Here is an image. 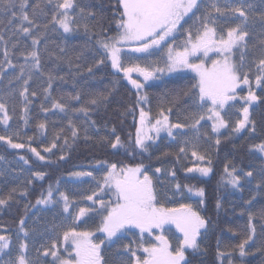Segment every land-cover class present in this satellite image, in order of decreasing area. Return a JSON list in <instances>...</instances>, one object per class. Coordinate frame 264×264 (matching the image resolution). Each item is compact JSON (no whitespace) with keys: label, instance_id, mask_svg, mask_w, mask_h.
<instances>
[{"label":"trees","instance_id":"obj_1","mask_svg":"<svg viewBox=\"0 0 264 264\" xmlns=\"http://www.w3.org/2000/svg\"><path fill=\"white\" fill-rule=\"evenodd\" d=\"M242 1H261L264 4V0ZM36 3L37 0H28L26 10L30 16L31 6ZM40 3L46 15L34 17L39 27L32 29V36H40L37 48L41 56V67L39 71L34 70L27 85V98L20 99V109H16L17 113L20 111V117H23L17 119L23 121V124L13 141L23 144L24 147L16 149L6 141H0V154L23 157L22 160H27L26 165L34 173L26 182L20 184H0V198L9 195L12 197L7 204L0 205V228L9 232L19 231L23 227L21 220L26 223L42 205L37 203V200L48 197L50 188L51 196L59 193L68 176L78 168L99 170L101 166L110 168L115 164L116 169H126L143 165L142 171L149 175L153 169L167 166L171 168L177 183L188 193L189 188H193L192 192L201 187L205 190L203 198L198 195L204 202L196 212L209 219V235L202 239L206 231L201 229L198 240L203 243L202 251H188V264H264V253L256 251L264 244V182H261L259 187L258 184L243 187L242 181L239 187H233L227 182L228 162L243 172L254 167L255 158L259 156L256 146L264 143V95L260 96L257 105L261 130L253 129L245 134V131L235 132L227 127L220 136L207 134L205 147L208 151L205 152L203 148L201 155L196 153L200 156L205 154V159L200 162L193 153L187 155L181 152V147L174 143L175 141H165L164 134H146L149 127L156 125L158 118L162 117L161 111L163 116L169 113L179 119H187L193 114L194 101L199 94V89L193 87L198 83L195 75L169 74L161 83L151 79L147 82L143 76L130 75L131 80L140 77L146 82L142 89L137 90L128 76L112 67L108 54L100 45V41L120 31L117 21L123 8L119 0H76L79 11L84 8L86 12H94L95 16L88 18L86 22L75 23L80 27L77 28L74 24L73 31L69 34L52 22L55 5L48 4L47 0H40ZM14 10L19 13L18 7ZM85 23L89 25L88 32L83 27ZM18 25L19 19L12 18L11 11H0V35L4 37L0 40V93L3 90L5 74L18 63L25 61L21 53L26 54L32 50V36L20 33L17 30ZM44 25H47V28ZM24 26L28 27L27 24ZM5 51L8 53L7 58ZM58 57L60 59H57ZM8 60L11 65L7 63ZM99 60H104V63L97 66ZM28 61H31V58ZM89 67L93 68L91 73L88 72ZM49 73L57 77L51 82V88L48 87ZM32 92L36 95L33 96ZM77 93L81 96L79 101L69 99V94ZM100 93L107 95L108 99L95 106L90 105L88 101ZM144 95L146 100L139 101L138 97ZM56 101L65 104L66 111L54 108L52 105ZM82 106L89 107L91 111L87 114L73 111ZM141 108L149 113L150 117L143 125L140 122ZM1 120L0 112V135H3ZM40 123L45 124L43 129L39 128ZM73 128L77 131L75 137L72 136ZM138 128H142V136L151 137L145 140L148 151L136 145ZM208 132L211 133V128ZM117 135L122 146L112 148L111 142ZM165 136L170 138L168 134ZM105 137L107 139H104ZM217 138L220 139V144H216ZM33 148L40 152L45 160H40L31 151ZM194 163L197 166H210L212 172L208 176L189 172L188 169L193 167ZM37 172L43 173V177L36 176ZM218 200L222 205L219 209L216 207ZM250 213L253 215L255 236L253 241L246 245L249 255L241 257L237 246L250 234ZM102 218L96 212V215L88 218V222L93 228Z\"/></svg>","mask_w":264,"mask_h":264},{"label":"snow or ice","instance_id":"obj_2","mask_svg":"<svg viewBox=\"0 0 264 264\" xmlns=\"http://www.w3.org/2000/svg\"><path fill=\"white\" fill-rule=\"evenodd\" d=\"M53 0H47L48 4H52ZM119 4L122 6L123 11L120 13V19L117 21V26L119 28V33L116 36L109 37L107 41H100L101 46L106 51L111 60V65L114 69L122 71L128 78L132 72H140L143 75L145 81L153 78H158L157 73H163L164 68H141L139 65L133 67H122L121 60V48L117 45L122 42L135 41L138 42V46L134 48L135 52L147 53L150 55L149 50L153 46L160 45L161 41H164L166 37H169L178 30V26L184 17L188 16L190 13L195 14V11L199 9V0H119ZM19 8V13L14 9ZM28 7V0H0V11L5 13L11 11V17L19 19V25L17 30L27 36H32V29L38 28L39 25L36 23L34 17L37 15H46L43 8L41 7L40 0L31 6V16L26 10ZM76 8V0H56L55 9L56 11L52 15V22L58 24L65 33L73 31V26L75 20L69 15V10H74ZM253 11V6L251 4H225L221 7L218 3L213 2L208 7H206L203 16L198 17L201 22L202 30H197L196 34L193 35L191 31H188L187 40L185 46L182 50L173 48L170 46L168 49L166 68L168 72L177 71L182 68H192L194 69L199 80L196 87L199 89V98L203 102L205 99L210 100L212 108L209 109L211 115L208 119L214 121L212 129L214 132H218L220 128L227 126V121L221 115L218 109H224L225 105L232 100H235L236 90L240 84L248 85L249 79L248 74L244 73L243 79L240 78V72L237 66L233 63L231 59L232 50L236 47H245L247 45V37L249 32L246 30L247 26L251 20H255L256 17H250V13ZM81 16L87 20L90 17L95 16L92 11H87L84 8H80ZM234 16L240 22L234 27H229L227 29L226 35L221 33L219 38H217V29L212 26L216 24L218 18L226 16ZM259 20L264 22V13L259 15ZM12 19H9V23ZM27 24L28 27L24 25ZM47 28V25H44ZM75 27H80V25L75 24ZM86 32L90 30L89 25L85 23L83 25ZM43 33H41V36ZM4 37L0 35V40ZM32 50L28 51L26 54L21 53L24 56L26 65L20 67L21 75L24 74L25 68L27 67L29 76L28 79L24 80L23 90L20 92L21 96H25L28 92L27 85L29 80H31V72L33 70H40L41 67V56L37 48L40 44V36H32ZM261 45L264 46V40L260 41ZM190 46V47H189ZM216 49L219 54L223 55V60H214L212 62L211 68H206L203 63L200 64H190L189 57L198 51H203L204 55L207 56L209 51ZM63 51V49H61ZM8 53L5 51V57L7 58ZM31 58L32 63L29 65L27 61ZM57 59H60L59 57ZM243 59V56L241 57ZM7 63L11 65V61L8 60ZM104 60L97 61V66L102 65ZM93 71L92 67L88 68V72ZM257 71L260 75L256 76V83L260 85L262 80H264V59H260L257 64ZM20 77H16L19 79ZM57 79L50 73L48 74L49 88H51V82ZM63 80V77H59ZM131 83L137 88V90L144 87L137 80H131ZM47 92L48 89H45ZM188 93H185L187 95ZM35 96L36 93L32 92ZM25 98H27L25 96ZM69 99L79 101L81 96L79 93L76 95L69 94ZM108 96L104 93H100L88 101L90 105H97L103 101H106ZM245 102V106L242 109L243 119L239 120L234 128L235 132H239L244 129L249 123H253L249 119V105L253 102L258 101V97L255 92L249 89L248 95L246 97H241ZM139 101L146 100V95L139 96ZM54 108L60 111H66V105L56 101L52 105ZM27 111V109H25ZM47 111V109H45ZM73 111H80L87 114L91 109L89 107L82 106L79 109H73ZM0 112L4 113L3 123H8V116L6 105L0 102ZM163 116V111H161ZM148 113H146L143 108L140 109V122L141 125L144 124ZM194 123L192 127H196L205 117L200 115L199 118H195L193 114ZM25 123L27 121L25 120ZM71 123V121H69ZM94 123V122H93ZM159 125V127H157ZM45 127L44 123L39 124V128L43 129ZM157 133L166 128L168 134L172 135L173 128H184L187 125L183 124H168V117L163 116V121L157 120L156 125ZM254 129V123H253ZM113 132L115 129L113 128ZM142 128L137 129L136 145L148 151L145 144L146 139H151V137H144L141 135ZM77 131L73 128L72 136L75 137ZM104 139H107L106 137ZM0 141H6L8 145L12 148H23L24 145L20 143H15L11 136L0 135ZM216 144H220V139L217 138ZM55 144H53V147ZM117 146H122L120 137L117 135L115 140L111 142V147L116 148ZM261 152H264V143L257 145ZM33 153L40 159L45 160V157L40 154L36 149H31ZM50 151V149H46ZM184 151L183 148L180 150ZM193 155H196L193 152ZM63 158V157H61ZM23 159V157H21ZM200 160H204L205 157L200 156ZM27 163V160H25ZM211 164V161H208ZM116 165H111V169L104 177L105 184H115L117 202L111 207L105 204L104 201H100L101 209L107 212V215L103 217L102 228L99 229L106 234V239L110 242L113 241V237H118V233L122 231H129L131 228H138L141 233L144 231L151 232L153 228H163L166 224H175L176 228L180 233L183 234V239L179 243V247L175 251L171 250L167 239L163 236H158L157 240L160 242L159 246L153 245L151 247H145L143 249L144 253L147 255L141 259L136 256V252L132 249L130 245H124L127 252L131 253V256L135 258L134 264H188L186 258V253L191 251L197 253L202 251V246L198 240L201 236V229L207 231L208 225L210 223L209 219L200 215L199 212L193 210L190 204H181L178 208H165L163 205L157 206V195L153 188L152 179L143 170V165H137L134 168H122L119 172L116 171ZM200 172L203 176H207L212 172V168L200 167L195 169ZM157 172L160 169H156ZM189 172L193 169H188ZM227 171V168H226ZM235 169L228 172L229 183L233 187H239L242 177L235 174ZM38 177H43V173H35ZM72 175H91V173H73ZM141 175L143 178H141ZM245 176L252 177L253 173L251 171L245 173ZM260 183L258 182V187ZM176 188L179 189L180 185L177 184ZM15 191V189H13ZM189 192L193 191V188L188 189ZM195 192L200 196L204 197V188H197ZM52 195L51 188L48 193V197L43 200H37V203H48ZM64 199V210L67 211L68 197L64 194H60ZM94 195V194H93ZM11 195L6 198H0V205H5L11 200ZM88 200H92V196L87 197ZM203 199L200 203L203 204ZM217 209L221 208L222 205L218 200L216 203ZM93 211V209L83 208L79 209L80 216H84L87 212ZM253 215L249 214V228L250 234L247 238L237 246L239 254L241 257L249 255L246 245L249 241H253L255 236V227L252 224ZM24 221L21 220V226H23ZM22 231H27L21 228ZM92 233L90 232H76L75 229H70L63 233L65 241L71 239L73 250L75 252L74 259H64L62 258L56 248V242L53 241L51 249H45L46 255H51L58 264H103V257L101 256V245L104 244L102 240L100 243H93L91 239ZM9 247L8 239L5 236H0V253H4V250ZM22 250L27 248V244H20ZM257 252L264 253V244L256 249ZM221 255H223L221 253ZM7 264H29V261L24 255H19L16 260L8 261Z\"/></svg>","mask_w":264,"mask_h":264},{"label":"rangeland","instance_id":"obj_3","mask_svg":"<svg viewBox=\"0 0 264 264\" xmlns=\"http://www.w3.org/2000/svg\"><path fill=\"white\" fill-rule=\"evenodd\" d=\"M62 2V0H61ZM200 7L195 11V14L190 13L188 16L184 17L178 26V30L172 33L171 36L166 37L164 41H161L160 45L153 46L149 50L150 55L147 53H139L134 51L132 45H138V42L127 41L122 42L117 45L121 48V60L122 67H133L139 65L141 68H164L163 73H157L158 78H153L151 80L157 81L156 83H161L164 81V78L169 74L177 73H191L196 76L199 80L197 72L192 68H182L177 71L168 72L166 68V60L168 49L171 46L173 50L180 49L182 50L185 46L187 40L188 31H191L193 35L196 34L197 30H202L201 22L198 17L203 16L206 7L211 3L216 2L221 7L227 4H251L253 6V11L250 13V17L255 16V20H251L247 26V31L249 36L247 39V45L245 47H236L232 50L231 59L233 63L237 66L240 72V78L243 79L244 73L248 74L249 84L244 85L240 84L236 90L235 100L229 101L224 109H218L221 112L223 118L227 121V126L220 128L218 132H214L212 125L213 120L208 119L211 115L209 109L212 108L210 100L205 99L201 102L198 96H196L194 101L195 118H199L200 115H203L205 118L200 121L196 127H192L194 123L193 114L187 119H179L172 117L167 113L168 124H183L187 125L184 128H173L172 135L168 134L166 128L160 130L158 133L156 128L153 126L149 127L146 134L149 136H155L164 134L165 141H175L179 147L183 148L187 155L189 153H198L201 155V150L205 148V152L208 151V148L205 147L206 139L205 136L208 135H218L220 136L223 132L227 130V127H230L234 130L237 122L243 119L242 109L245 106L244 100L241 97H246L248 95L249 89L258 97L264 95V80H262L260 85L256 83V76L260 75L257 71V64L260 59H264V46L261 45L260 41L264 40V22L259 20V15L264 13V4L261 1H242V0H199ZM56 4V0H53L52 5ZM69 15L72 16L75 20V23L86 22L85 19L81 16L80 11L77 8L74 10H69ZM240 21L234 16H226L218 18L215 25L217 29V38L221 33L226 35L227 29L229 27H234ZM70 33V32H69ZM66 33V34H69ZM119 33V32H118ZM115 34L113 36L118 35ZM111 36V37H113ZM105 39L104 41H107ZM101 45V43H100ZM132 46V47H131ZM131 47V48H130ZM190 47V46H189ZM103 49V47L101 46ZM104 50V49H103ZM106 53V51L104 50ZM107 54V53H106ZM243 56V59L241 57ZM223 55L219 54L214 48L212 51H209L207 56L204 55L203 51H198L195 54L189 57L190 64H200L203 63L206 68L212 67V62L214 60H223ZM109 61L110 57H109ZM32 61H27V64H31ZM26 65V61L18 63L12 70L7 72L4 76V86L3 90L0 93V102L6 105L8 123H3L4 113H2V133L4 136H11L13 140L17 138V132L21 129L22 122L20 117V111L17 113L16 109H20L22 100L25 99L20 96V92L24 87V80L28 79L29 73L27 67L25 72L21 75L20 67ZM34 70L31 72L33 75ZM130 75L143 76L140 72H132ZM16 77H20L16 79ZM144 79V78H143ZM141 84L146 82L142 81L140 77L136 79ZM148 80L147 82H149ZM26 95V94H25ZM20 96V97H18ZM17 98H19L17 101ZM258 101L253 102L249 105V119L254 123V130L260 131L261 128L258 123V112L257 107ZM147 113V112H146ZM20 117V118H19ZM19 118V119H17ZM149 113L145 119V123L149 120ZM158 120L163 121V116L158 118ZM253 123L246 125L244 129L240 130L241 132L245 131V134H248L253 130ZM159 127V125H157ZM211 128V133L209 134L208 130ZM168 134L170 138L165 136ZM216 139V137H215ZM259 156L255 158L254 167L241 172L236 169V166L230 165L227 163V168L229 172L235 169V174L242 177L241 181L243 182V187H250L251 185H257L258 182H264V152H261L259 148L257 149ZM200 155H195L196 158H199ZM205 157V154L202 155ZM193 162V161H192ZM202 162V160L200 161ZM197 164V162H195ZM194 163V164H195ZM21 158L16 156H4L0 154V184L11 183V184H20L26 182L32 175L33 170L30 169ZM194 165L189 169H193L192 173H199L195 169L200 167H208L204 165ZM108 167H101L99 170L95 169H84L78 168L75 173H91V175H69L68 180H65L63 185L60 187L59 193L50 197L48 203L42 204L35 213L32 214L29 220L23 225V229L16 232H9L3 228H0V236H5L8 239L9 247L4 250V253H0V264H7L8 261H15L19 255H24L29 261V264H55L56 261L49 254H45V249H51L53 241L56 242V248L58 252L61 251V257L64 259H70L71 253L69 252L68 241L64 240L63 233L70 229H76L79 227L77 232H90L92 234L102 233V231H91L89 229H81L79 225V220L76 218L77 211L81 207L93 209L102 217L107 215V212L101 209L100 201H104L106 205L111 207L117 202L116 187L115 184H105L104 177L111 169ZM121 167L117 168L116 171L119 172ZM125 169V168H124ZM159 172L152 170L149 172V176L152 179L153 188L157 195V206L163 205L165 208H178L181 204H190L194 211L200 209V199L196 192H187L183 187L180 186L179 189L176 188L178 184L175 180L172 170L170 167L164 166L159 167ZM251 171L253 173L252 177L245 176V173ZM72 174V173H71ZM209 175V174H208ZM207 175V176H208ZM203 176V175H202ZM141 178L142 175H141ZM230 179V178H229ZM229 183V180H227ZM230 184V183H229ZM231 185V184H230ZM64 193L68 197V210H64V199L60 195ZM193 193V194H192ZM94 194V195H93ZM92 196V200H88L87 197ZM77 224V226H76ZM169 227L174 228L176 233L182 235L179 230L176 228L175 224H167ZM22 228V227H21ZM102 228V227H101ZM100 228V229H101ZM173 230V231H174ZM172 233L173 242L177 241V245L173 249L179 247V241L181 239L176 233ZM176 234V235H175ZM122 237L113 238L114 242L108 241L105 245L103 255L105 258L106 264H134L135 258L131 256V253L127 252L124 248V245H130L132 249L136 252V256L143 259L147 254L144 253L143 249L147 246H153L152 244L140 245V240L150 241V238L143 236V233L140 232L138 228H131L129 231H122ZM209 231L203 233L202 239L207 238ZM180 239H179V238ZM70 240V239H69ZM27 244V248L22 250L20 244ZM108 244V245H107ZM203 245V243H200ZM70 248V247H69Z\"/></svg>","mask_w":264,"mask_h":264},{"label":"flooded vegetation","instance_id":"obj_4","mask_svg":"<svg viewBox=\"0 0 264 264\" xmlns=\"http://www.w3.org/2000/svg\"><path fill=\"white\" fill-rule=\"evenodd\" d=\"M78 214H79V211H77L76 215L78 216ZM91 215H96V212L90 211V212H87L84 216H80L78 218V220H79L78 223L81 226V229H89L91 231H97V230H99L102 227L103 218L101 219V221H99V223H97L96 227L92 228L90 226V223L88 222V218ZM76 226H77V224H76ZM78 229H79V227L76 228L75 231L77 232ZM172 233H173L172 228L169 227L167 224L164 225L163 228H160V229L153 228V230L151 232L146 230V231L143 232V236H145V237L147 236V238L149 237L150 241H146L145 239H144V241L140 240L139 244L140 245H145V246H147L148 244L159 246L160 242L157 240V237L158 236H163V237H165L167 239L171 250H173L178 243H177V241L173 242V237L171 235ZM175 233H176V231H175ZM176 234L178 235V233H176ZM178 236L181 237V239L178 237L180 239V241H181L183 239L182 235H178ZM118 237H122L121 233H118ZM91 239H92L93 243H100L102 240L104 241V244L101 245V256L103 257V264H106L105 263V258H104V255H103V251H104L105 245L108 242V240L106 239V234L103 233V232L102 233L92 234ZM180 241H179V243H180ZM66 245H68L69 252L71 253V258L70 259H74L75 258V252L73 250L74 246L72 245L71 239L68 240V243L65 244V247H66ZM147 247H151V246H147ZM59 255H60V253H59ZM55 264H58V262H56Z\"/></svg>","mask_w":264,"mask_h":264}]
</instances>
